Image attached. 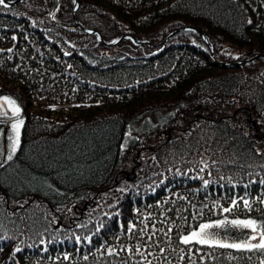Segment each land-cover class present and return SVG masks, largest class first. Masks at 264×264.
<instances>
[{"label": "trees", "instance_id": "1", "mask_svg": "<svg viewBox=\"0 0 264 264\" xmlns=\"http://www.w3.org/2000/svg\"><path fill=\"white\" fill-rule=\"evenodd\" d=\"M12 1L0 96L23 124L0 164V264H264L181 242L264 230V0Z\"/></svg>", "mask_w": 264, "mask_h": 264}, {"label": "rangeland", "instance_id": "2", "mask_svg": "<svg viewBox=\"0 0 264 264\" xmlns=\"http://www.w3.org/2000/svg\"><path fill=\"white\" fill-rule=\"evenodd\" d=\"M19 1H23V0H19ZM15 2H18V1H12V2H6V3H8L9 6H11ZM73 14L74 13H72V15ZM53 15H54V13L51 15L52 21L54 22ZM75 23H77V22L75 21ZM80 29L86 33L98 35L99 41L106 47H111V46L114 47L120 41H122L124 38H128L137 44L140 43V42L135 41L131 35H122V36H119V37L113 39L112 42L106 43L105 41H103L101 39V36L95 30H88V29H85L83 27H80ZM183 30H189V28H184ZM175 32H177V31L170 33L166 39H169L170 37H172L175 34ZM201 34L202 33L200 32L201 38L203 40H205L204 35L203 34L201 35ZM216 64H217V66H220V65L225 66L227 63L218 62V63H215V65ZM2 97H8V96H5V95L0 96V98H2ZM9 98L11 100H14V99H12V97H9ZM15 105H16V107H18L16 102H15ZM0 106H2V108H0V164H2L4 161H6L8 159L7 158L8 155L12 156L13 153L15 152V151H13V144L17 140V136H16V132L12 128V124L17 123L19 120H21V118H20V112H19L18 116H14L12 113L11 106L8 105L2 99H0ZM4 113H6V115ZM160 117L161 116H149L147 118V120L150 123H155L156 120L159 119ZM20 128H21V125H19L18 131H20ZM18 142H19V139H18ZM17 145H18V143H16V145H15V150L17 148ZM204 224L216 225L217 223H204ZM219 224H220V227H213V228L209 229L208 231L215 233L216 234V240L219 241L220 243H224V244L242 243L245 239H248L251 244H255L259 240V232L264 231L262 229L261 225L258 223H256L257 224V232L256 233H253L251 231V229L239 227L236 225H231V224L225 225L223 222H219ZM224 228H226V230L231 229V230H233V232L231 234L230 233L228 234V231L224 230ZM194 231H199V227ZM190 234H191V232L188 235H190ZM188 235H186V236H188ZM252 235H256L257 240H251L250 237ZM193 241H195V240H193ZM213 244H216V243H213Z\"/></svg>", "mask_w": 264, "mask_h": 264}, {"label": "snow or ice", "instance_id": "3", "mask_svg": "<svg viewBox=\"0 0 264 264\" xmlns=\"http://www.w3.org/2000/svg\"><path fill=\"white\" fill-rule=\"evenodd\" d=\"M0 6H3V8L9 7L8 3H6V0H0ZM0 99H2L8 105L11 106L12 113L14 116H18L20 109L18 107H16L14 100H11L9 97H2ZM0 108H2V106H0ZM4 114L6 115V113H4ZM22 124H23V120H19L17 123L12 124V128L16 132V136H17V140L13 144V151H15V145H16V143H18V139H19V131H18L19 125H22ZM7 158L9 160H11L12 156L8 155ZM234 204H235V202H234ZM245 206L246 207L248 206L247 201H245ZM225 211H228V209H225ZM223 223L225 225L231 224V225H236V226L243 227V228H248V229H251V231L253 233L257 232V224H256V221H254V220H232L230 222L225 221ZM213 227H220V224L219 223H217L216 225L201 224V225H199V231H193V232H191L190 235L182 237L181 242L184 244H188L189 242L195 240L196 243L209 244L210 246H211V244L216 243L220 247H231V248H236V249H239V248H248V249L256 248V249L264 250V231L259 232V240L255 244H251L248 239H245L242 243L224 244V243H220L219 241L216 240V234L215 233L208 231L209 229H211ZM250 239L251 240H257V236L252 235L250 237ZM17 250L19 251V249H17Z\"/></svg>", "mask_w": 264, "mask_h": 264}, {"label": "water", "instance_id": "4", "mask_svg": "<svg viewBox=\"0 0 264 264\" xmlns=\"http://www.w3.org/2000/svg\"><path fill=\"white\" fill-rule=\"evenodd\" d=\"M75 2L77 3V0H75ZM202 35V34H201ZM220 66H224V65H220Z\"/></svg>", "mask_w": 264, "mask_h": 264}]
</instances>
